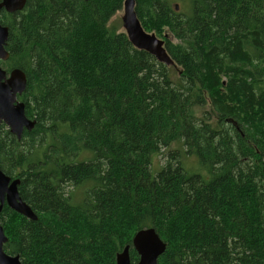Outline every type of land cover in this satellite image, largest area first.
Masks as SVG:
<instances>
[{"label":"trees","instance_id":"16d2710c","mask_svg":"<svg viewBox=\"0 0 264 264\" xmlns=\"http://www.w3.org/2000/svg\"><path fill=\"white\" fill-rule=\"evenodd\" d=\"M124 2L27 0L0 14V66L27 75L19 100L36 121L21 140L0 125V169L37 216L4 206L5 251L117 264L129 246L138 264L134 236L154 228L158 264H264V0H136L173 66L133 46Z\"/></svg>","mask_w":264,"mask_h":264},{"label":"water","instance_id":"95a60500","mask_svg":"<svg viewBox=\"0 0 264 264\" xmlns=\"http://www.w3.org/2000/svg\"><path fill=\"white\" fill-rule=\"evenodd\" d=\"M26 3L27 0H0V14L3 10L9 14L22 11ZM122 27L136 49L148 52L166 66L174 65L166 50L165 40L143 28L136 12V0H125ZM8 39L9 28L0 23V61L6 62L10 57L6 49ZM27 83V75L22 70L15 69L8 75L0 66V125L5 124L19 140L25 131H32L36 125V121L26 115V104L19 100L27 89ZM20 184L19 179L13 180L0 169V214L7 204L15 212L35 221V212L20 196ZM7 242L0 217V264H22L19 256H12L5 251ZM133 248L139 256L138 264H158L167 244L154 228H146L134 236ZM117 264H132L129 246L117 255Z\"/></svg>","mask_w":264,"mask_h":264},{"label":"rangeland","instance_id":"374dc122","mask_svg":"<svg viewBox=\"0 0 264 264\" xmlns=\"http://www.w3.org/2000/svg\"><path fill=\"white\" fill-rule=\"evenodd\" d=\"M179 0H175L174 2V6L179 5ZM122 15H123V11H121V13H119L116 18L117 19H121L122 22ZM179 145H174L172 148H178ZM194 157H186L184 158V164L186 165H191L192 169L196 168L198 166V161L195 159ZM165 162V157L164 156H159L154 158V167L157 169L161 167V165H163V163Z\"/></svg>","mask_w":264,"mask_h":264},{"label":"bare ground","instance_id":"6f19581e","mask_svg":"<svg viewBox=\"0 0 264 264\" xmlns=\"http://www.w3.org/2000/svg\"><path fill=\"white\" fill-rule=\"evenodd\" d=\"M7 72V71H6ZM12 72V71H11ZM11 72H7L8 75L11 73ZM5 125V124H4ZM6 126V125H5ZM8 128V127H7ZM9 129V128H8ZM10 130V129H9ZM17 137V136H16ZM19 140V139H18ZM15 180V179H14ZM20 180V179H19ZM6 205V204H5ZM1 217V216H0ZM122 253V252H121Z\"/></svg>","mask_w":264,"mask_h":264},{"label":"flooded vegetation","instance_id":"af4514ba","mask_svg":"<svg viewBox=\"0 0 264 264\" xmlns=\"http://www.w3.org/2000/svg\"><path fill=\"white\" fill-rule=\"evenodd\" d=\"M14 180V179H13Z\"/></svg>","mask_w":264,"mask_h":264}]
</instances>
